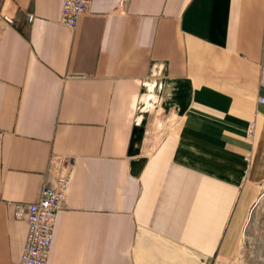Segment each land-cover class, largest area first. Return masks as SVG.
Here are the masks:
<instances>
[{
  "label": "crops",
  "instance_id": "1",
  "mask_svg": "<svg viewBox=\"0 0 264 264\" xmlns=\"http://www.w3.org/2000/svg\"><path fill=\"white\" fill-rule=\"evenodd\" d=\"M60 3L0 0V264L53 155L46 264H218L264 186V0Z\"/></svg>",
  "mask_w": 264,
  "mask_h": 264
},
{
  "label": "built area",
  "instance_id": "2",
  "mask_svg": "<svg viewBox=\"0 0 264 264\" xmlns=\"http://www.w3.org/2000/svg\"><path fill=\"white\" fill-rule=\"evenodd\" d=\"M91 0H61L58 21L65 27L73 28L80 14L84 13ZM10 21V17L4 15ZM31 14H27L30 20ZM264 102V95L258 97ZM253 122L246 128V136H251ZM251 152L246 153L250 162ZM48 179L39 188L38 196L32 201H16L13 215L22 218L26 232L16 264H46L51 245L56 212L64 204L68 188L73 158L69 155H53L48 162Z\"/></svg>",
  "mask_w": 264,
  "mask_h": 264
},
{
  "label": "rangeland",
  "instance_id": "3",
  "mask_svg": "<svg viewBox=\"0 0 264 264\" xmlns=\"http://www.w3.org/2000/svg\"><path fill=\"white\" fill-rule=\"evenodd\" d=\"M263 191L264 186L258 190L253 199V202H255L258 195L264 193ZM263 201L264 197L261 201V208L264 207ZM250 209L246 214L241 229L238 228L233 238H231L232 243L231 245H228L229 248L226 252V257L218 256V264H263L262 260L264 256V232L259 226V220L258 223H247V219L250 214ZM253 213H256L255 209L253 210Z\"/></svg>",
  "mask_w": 264,
  "mask_h": 264
},
{
  "label": "bare ground",
  "instance_id": "4",
  "mask_svg": "<svg viewBox=\"0 0 264 264\" xmlns=\"http://www.w3.org/2000/svg\"><path fill=\"white\" fill-rule=\"evenodd\" d=\"M263 197H264V193H262L260 195V197L258 198V200L256 202H253V204L251 206V209H250V214H249V217H248V221H247L248 224L251 223V222L258 223V220H259V217H260V214H261V210H262V208L260 206L262 205L261 201L263 200ZM254 209L256 210V213H253ZM262 261L264 263V256H263V260Z\"/></svg>",
  "mask_w": 264,
  "mask_h": 264
}]
</instances>
